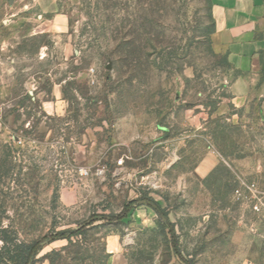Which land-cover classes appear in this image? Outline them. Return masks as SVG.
<instances>
[{
	"label": "rangeland",
	"instance_id": "1",
	"mask_svg": "<svg viewBox=\"0 0 264 264\" xmlns=\"http://www.w3.org/2000/svg\"><path fill=\"white\" fill-rule=\"evenodd\" d=\"M209 4L0 0V264H109L112 235L128 264H264V120Z\"/></svg>",
	"mask_w": 264,
	"mask_h": 264
},
{
	"label": "crops",
	"instance_id": "2",
	"mask_svg": "<svg viewBox=\"0 0 264 264\" xmlns=\"http://www.w3.org/2000/svg\"><path fill=\"white\" fill-rule=\"evenodd\" d=\"M56 0H39L43 12L54 9ZM214 24L211 35L214 49L226 55L238 72L228 90L232 102L245 105L260 102L264 120V0H209ZM209 160L203 162V171ZM109 264H128L118 237H109L106 245Z\"/></svg>",
	"mask_w": 264,
	"mask_h": 264
},
{
	"label": "built area",
	"instance_id": "3",
	"mask_svg": "<svg viewBox=\"0 0 264 264\" xmlns=\"http://www.w3.org/2000/svg\"><path fill=\"white\" fill-rule=\"evenodd\" d=\"M255 210H259V207L257 205H254Z\"/></svg>",
	"mask_w": 264,
	"mask_h": 264
},
{
	"label": "water",
	"instance_id": "4",
	"mask_svg": "<svg viewBox=\"0 0 264 264\" xmlns=\"http://www.w3.org/2000/svg\"><path fill=\"white\" fill-rule=\"evenodd\" d=\"M147 204H148V205H150V206H151V208H153V209H156L154 205H152V204H149V203H147Z\"/></svg>",
	"mask_w": 264,
	"mask_h": 264
},
{
	"label": "trees",
	"instance_id": "5",
	"mask_svg": "<svg viewBox=\"0 0 264 264\" xmlns=\"http://www.w3.org/2000/svg\"><path fill=\"white\" fill-rule=\"evenodd\" d=\"M210 5V4H209ZM238 75H240V74H238Z\"/></svg>",
	"mask_w": 264,
	"mask_h": 264
}]
</instances>
